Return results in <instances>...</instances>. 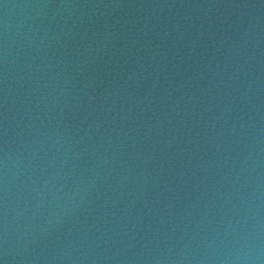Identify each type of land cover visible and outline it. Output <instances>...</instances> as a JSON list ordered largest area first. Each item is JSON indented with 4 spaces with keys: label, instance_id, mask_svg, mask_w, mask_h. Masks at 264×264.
Here are the masks:
<instances>
[{
    "label": "water",
    "instance_id": "obj_1",
    "mask_svg": "<svg viewBox=\"0 0 264 264\" xmlns=\"http://www.w3.org/2000/svg\"><path fill=\"white\" fill-rule=\"evenodd\" d=\"M0 264H264V0H0Z\"/></svg>",
    "mask_w": 264,
    "mask_h": 264
}]
</instances>
